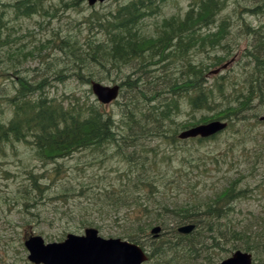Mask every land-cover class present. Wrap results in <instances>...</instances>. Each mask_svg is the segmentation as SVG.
Wrapping results in <instances>:
<instances>
[{
	"label": "trees",
	"instance_id": "1",
	"mask_svg": "<svg viewBox=\"0 0 264 264\" xmlns=\"http://www.w3.org/2000/svg\"><path fill=\"white\" fill-rule=\"evenodd\" d=\"M53 1L16 0L5 11L0 7V64L6 66V72H16L29 56L60 53L58 62L47 61L44 68H34L32 77L17 76L10 88L7 81L0 85V164L10 153L17 154L20 145L28 147L29 153L44 167L47 163L55 164L42 176L21 165L24 181L12 190L13 205L24 207L36 222L61 227L59 221L42 219V209L34 210L39 209V199H43L44 208L54 179L65 174L57 185L55 200L65 208L74 200L75 208L78 207L75 214V208L62 212H71L72 220L80 218L82 227L71 229L73 233L80 234L89 227L103 231L104 222L117 223L122 228L121 238L151 247L150 264L193 263L202 253L212 258L213 249L228 255L238 250L251 252L264 264V217H254L252 227L233 221L235 205L250 192L249 188L228 182L203 206L194 201L190 207H181L173 200L182 194H198L192 183L194 174L208 170L209 165L220 166L224 159H219L220 156L225 157L231 151L229 146L227 152H203L206 142L217 136L182 141L179 139L182 131L214 120H228L226 132L233 129L240 138L239 134L250 130L246 114L254 109L264 110V24L253 27L244 22V16L239 17L240 13L258 12L263 16L264 0H234V15L243 22L242 28L241 24L236 27L229 17L214 29L219 17L226 14L229 0H190L185 15L180 10L171 16H166L165 10L172 0H113L106 6L90 9L89 17L77 30L87 31L83 41L66 32L57 34L50 44L47 39L24 41L20 37L24 34L20 31L22 26L17 28L13 20H30L35 15L43 22L49 19L46 24L37 21L41 30L62 31L52 28L53 21L62 18L60 13L87 3V0H59V6L51 7L49 3ZM9 9L12 17L7 20L5 14ZM238 35L248 39L242 54L244 63H239L241 72L235 83L228 86L233 94L239 92L236 106L233 108L231 101L224 110L220 106L221 110L213 113L216 115H207L218 101L223 104L226 85L207 86L206 75L212 68L228 67L234 61L229 60L239 55ZM192 53H202V59L192 61ZM206 58L211 59L208 66L200 62ZM172 60L186 62L181 77L153 76L167 70ZM123 69L127 73L122 78L121 97H125L126 89L129 94L119 121L103 112V106L97 102L89 103L86 96L68 92L57 99L48 92L52 80L63 83L68 77L88 86L93 81H112L111 77L114 74L120 77ZM51 72L54 74L49 75ZM140 72L142 76L138 77ZM162 88L165 91H159ZM184 99L190 111H202V117L187 120L181 116ZM258 114L256 119L261 117ZM260 147L256 151L259 159L253 161L255 165L262 160ZM76 153L88 155L82 163L89 166L113 160L124 164V169L110 182L102 178L75 183L65 163L58 160L73 158ZM0 171L5 176L10 174L2 167ZM1 197L2 203L9 199ZM189 223L196 225V231L189 236L180 235L178 227ZM155 226L162 227V239L150 235ZM67 232L64 230L56 241L64 240ZM0 249V264H31L24 238L11 239Z\"/></svg>",
	"mask_w": 264,
	"mask_h": 264
},
{
	"label": "rangeland",
	"instance_id": "2",
	"mask_svg": "<svg viewBox=\"0 0 264 264\" xmlns=\"http://www.w3.org/2000/svg\"><path fill=\"white\" fill-rule=\"evenodd\" d=\"M113 0H109L105 2L104 4H100L103 6H106ZM123 1V0H121ZM126 2L130 0H125ZM16 0H0V7L1 10H6L8 7L13 4H15ZM51 7L59 6V0H54L53 2L49 3ZM250 4H253L251 2ZM99 5V4H98ZM97 5V6H98ZM99 5V6H100ZM188 2L185 0H175L174 2L169 3L166 6L165 15L171 16L173 14L178 13L180 10H183L181 14L185 15V10L187 8ZM48 6V5H47ZM98 6V8H99ZM96 7V6H95ZM227 10L225 11L226 14L222 15L218 19V23L213 26L212 28L216 27L224 18H231L232 22H235L236 27L242 28L243 22L240 20L241 16H244V22L246 24L252 25L253 27H260L262 24H264V15L261 16L258 13L256 14H250L246 15V13H240L239 17H236L234 15V0H229L227 3ZM264 9V6L262 7ZM91 7H89L88 3L84 5V7L77 8V9H69L67 12L63 11L60 14L62 15V18L60 20L53 21L52 28L57 27L61 28L62 31H52V29H43L41 30V27L37 25V21H42L41 17L33 16L34 18L25 21L22 19L13 20L12 23L14 25H20V31H24V34L20 37L24 41H47L50 40L49 44L51 42H54V40L57 38V34L63 35L64 32L74 35L76 34L78 39L85 40L87 37V31L83 30L77 31L80 27V24L89 17L91 11ZM9 12L5 14L7 20L11 19L12 11L11 9L8 10ZM49 20V19H48ZM48 20H45L43 24H46ZM241 21V23H240ZM20 23V24H19ZM239 24V25H238ZM48 25H45L47 27ZM77 26V27H76ZM50 27V26H49ZM211 30V29H210ZM208 31V30H206ZM232 31V28H231ZM239 36V35H238ZM47 39V40H46ZM247 39L248 37L239 36L237 39L238 48H240L239 55H236L235 58H231L229 61L234 60L226 69H222L218 74H207L206 79L208 80L207 86L213 85L215 83H223V86L226 85L225 89V99L223 104L221 105L218 101L217 105H215V109L212 110L207 115H216L215 113L218 109L224 110L231 101H233L231 106H236L235 97H237L239 92H236L233 94V89L231 87H228L230 85H233L236 80V76L241 72V69L239 67V63H244L242 60V54L244 49L247 47ZM237 46V45H235ZM237 52V51H236ZM202 53H192L190 54V58H192V61L199 62ZM51 57V58H49ZM60 57L59 51H56L55 53L53 51L50 52V55L48 57L40 56V55H32L29 56L27 59V62L22 63V66L15 69L16 72H6V66L0 64V85L4 84L6 81L11 84L8 87H13L12 79L15 80L17 76H28L29 78L33 75V69L40 67L44 68L45 63L47 61H52V63L58 62L57 58ZM49 58V59H48ZM188 59V58H187ZM173 61V60H172ZM200 62H205V65H209L211 63V59L206 58L201 60ZM186 62H179V61H173V64L167 68V70H163L162 72H156L153 74L161 77L162 79H177L182 76V72L185 70L182 69V66ZM138 65H136L137 67ZM135 68V67H134ZM219 69L217 67L212 68L211 70ZM47 70H44L43 72L46 73ZM59 70H57L58 72ZM122 72V71H121ZM213 72V71H212ZM127 73V70L123 69V74H114L113 77H111V80L115 81H99L103 83L104 85L112 86V85H122V78ZM129 73V72H128ZM54 74L51 72L52 75ZM137 76L141 77L142 73H138ZM65 82L58 83L55 80H52L51 83L53 84L52 87L48 90L51 96H54L57 99H61L65 93L68 92H75L77 96H83L87 97V101L89 103L97 102L96 97L92 94L91 91V85L88 86H82L78 84L73 79H68V77H65ZM182 79V78H181ZM159 91H165L159 90ZM128 91L125 90V97L119 98V105L117 103H114L112 105L103 106V112L107 113L108 115H114L115 119L117 121L120 120L122 116V110L123 105L126 101ZM99 104V103H98ZM220 104V105H219ZM221 106V107H220ZM255 106V105H254ZM181 116L187 117V120H191L194 116L196 118L202 117V111L197 113H192L190 111L188 102L186 99L182 101V109H181ZM256 113H259L260 116L264 115V110L259 111L258 109H254L246 114V117L249 119V127L250 130H245L243 133L239 134L238 136L240 138L236 137V134H234L233 129H230V131L226 132L223 135L217 136V138L209 140L206 142V144L203 146L202 151L203 152H214V151H223L227 152L226 147H231V151L227 152V156L221 157L219 159H223L220 166H214L209 165L207 167L208 170L203 172H196L192 178V183L197 189L198 194L193 195H187L182 194L181 197L178 200H174V202H177L181 207H190L192 206L190 203H193L194 201L197 203H200L202 206L205 204H208L210 199L212 198V194L216 191H219L220 189L225 188L228 185V182H237L240 183V187H247L250 189V192L246 194L245 197H243L241 200H239L236 205V212L234 213L233 221L237 224L241 225H247L251 226L254 225L256 222V218L261 216L264 217V123L260 122L259 117L256 119ZM258 114V115H259ZM8 115V114H7ZM181 118L182 121H185L186 118ZM239 122V121H238ZM260 147V151H262V160L260 161V164L255 165L253 161H257L259 158L256 155V151L258 150V146ZM225 148V150H224ZM88 156V155H87ZM84 153H76L73 158H66L64 160L60 159L58 161H62L66 165V169L70 173L69 177H72L75 181V183H89L95 180H101L104 178V182L111 181L113 178L118 177V171H121L124 169V164L122 163H115L112 162L113 160H107L106 164H99L96 162V164H93L92 166H89L87 164L82 163L86 157ZM93 160V159H92ZM94 161V160H93ZM110 161V162H108ZM108 163V165H107ZM111 164V165H110ZM21 165L27 166L29 169L34 171V173L38 176L45 175L48 170H51L55 164L53 163H47L46 167L39 161L35 160L32 153H29V148L20 145L19 149L17 151V154L10 153L8 158L1 159L0 167L3 168V170H9L10 174L8 176L2 175V171H0V246L2 244L7 245V243H11V239H16L21 237L25 239L26 235H39L45 239L47 243L55 242L57 239L62 237L64 230H67L72 233L74 228L82 227L80 224V218L72 220L70 217L71 212H67L66 214H63L62 212L69 211L70 209L75 208V202L74 200H70L68 206L62 207L63 204L59 203L58 200H55V197L57 196V185L59 184V180H64L66 175L61 174L60 176H57L54 179L55 185H53V189L49 192V197L46 196V200L44 201V208H43V199H39V209L34 210L38 212L40 209H42L41 217L42 219L46 220H55L59 221V226H55L54 228H51L47 226V223H39L36 222L35 218H30L29 211H27L24 207L20 208L13 205V201L11 200L10 196L12 195V190L16 189L22 181H24L23 178V168H21ZM48 181V180H46ZM45 182V181H44ZM42 182L41 184H43ZM47 184H51L50 180L47 182ZM9 197V199L6 202L2 203V197L1 196ZM218 194L216 193L215 196ZM38 197V195H37ZM41 198V197H40ZM10 200V202H9ZM15 202V201H14ZM34 201L32 200L31 203ZM1 205L2 208L1 209ZM189 205V206H188ZM30 208V206H29ZM57 209V210H54ZM78 207H76L73 211L74 214L78 212ZM33 211V209H31ZM59 212V213H56ZM97 217V216H96ZM256 217V218H254ZM33 219V220H32ZM30 221H34L31 223ZM104 230L102 232V236L106 238L110 237H118L121 235L122 228L119 227L117 223H107L104 222L103 224ZM257 229H253V231H256ZM84 231V230H83ZM82 231V232H83ZM3 236V237H1ZM162 239V238H161ZM233 243V242H232ZM149 246V245H148ZM1 251V249H0ZM212 256L211 260L204 262V261H198L196 264H217L223 260V258H227L231 255H228L226 252L218 253L213 249V252L210 253ZM264 256V253H263ZM259 258V257H258ZM183 264H194V263H187L184 262ZM255 264H261L256 260Z\"/></svg>",
	"mask_w": 264,
	"mask_h": 264
},
{
	"label": "water",
	"instance_id": "3",
	"mask_svg": "<svg viewBox=\"0 0 264 264\" xmlns=\"http://www.w3.org/2000/svg\"><path fill=\"white\" fill-rule=\"evenodd\" d=\"M105 1L88 0V3L94 6ZM92 88L103 104L111 103L119 95V86L109 87L93 83ZM261 120L264 122V116ZM226 127V123L214 121L185 131L180 137H210ZM194 229L195 225H187L179 231L190 234ZM160 231L161 228H156L153 233L158 234ZM25 246L30 252L29 260L35 264H142L147 261L146 254L138 245L121 239H104L99 237L95 229H87L84 236L71 234L62 243L47 245L41 237H30ZM220 264H252V255L238 251Z\"/></svg>",
	"mask_w": 264,
	"mask_h": 264
}]
</instances>
